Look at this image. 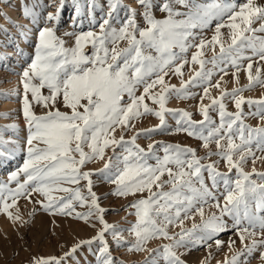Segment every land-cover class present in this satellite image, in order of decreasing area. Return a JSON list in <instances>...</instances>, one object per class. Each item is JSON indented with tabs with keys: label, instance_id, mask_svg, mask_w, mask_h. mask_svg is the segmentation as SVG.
Instances as JSON below:
<instances>
[{
	"label": "snow or ice",
	"instance_id": "snow-or-ice-1",
	"mask_svg": "<svg viewBox=\"0 0 264 264\" xmlns=\"http://www.w3.org/2000/svg\"><path fill=\"white\" fill-rule=\"evenodd\" d=\"M139 3L145 9L142 13L147 24L145 28L138 26L134 9L130 10L131 15L121 27H112L110 19L112 12L119 7V0H109V19H105L99 25V33L93 31L81 32L78 35L65 33L67 36L74 37L72 47H65V41L56 35L53 27L40 29L34 59L23 71L21 80L24 89L23 115L29 130L26 141L28 158L24 161L22 168L10 174V180L17 181L15 189L0 184V212L7 214L9 218L20 219L19 215L14 216L10 209L16 205L19 197L30 198L32 193H38L47 200V202L37 201L45 211L72 215L73 201L85 204L88 200L81 195L78 187L69 188L64 187L63 184L78 185L81 179L87 180L88 195L91 198L89 211L75 212V216L87 221L95 213L103 228L91 240L80 241L71 252H75L82 244L91 245L94 240H98L102 245L99 248L100 264H114L105 239V232L112 233L113 240L118 246L127 242L124 241L118 226L108 224L104 220L102 213L106 210L100 207L98 198L92 191L90 176L93 173L82 172L80 169L93 159H102L104 149L109 145L120 146L127 153L122 157L123 168L117 167L115 173H110L109 170L113 165L109 158V162L99 170L100 173L116 185L113 193L115 195L124 196L145 191L149 193L148 197L136 200L131 205L136 210L137 221L128 230L136 237L129 251H143L148 240L163 237L172 240V243L162 245V256L166 264H185L174 249L187 247L190 244L206 243L213 238L214 234L225 231L227 225L221 217L228 214L234 220L233 227L237 228L242 243L246 236H256V232L250 229L259 227L262 230L261 239H252L250 244L245 245L241 251L225 261V264H240L241 256L246 253L250 255L258 246L264 247V215H261L264 212V183H257L250 179L255 173L264 180V172L258 173L253 168L252 173H249L242 167L249 157L253 158V163L256 159H264V157H256L252 148L255 144L257 150L264 152V126L252 127L245 124L241 106L244 103L249 106L256 105L257 110L250 115H258L261 121H264V99H246L238 93L243 92L244 88H251L257 84L264 85V79H261L259 69L253 75L251 71L253 65L250 62L247 66L249 83L242 88L222 91L219 99H212L211 105L201 106L200 111L204 120L193 121L189 112L165 107L166 94L170 91L177 96H186L190 93L186 91L185 84H182L179 89L166 85L161 73L166 74L165 70L179 59V54L173 51L174 48L178 47L180 53H183L188 47H196L198 50L204 47L203 40L198 45L187 43L192 36L190 29L196 27L197 22L204 25L209 18L222 16L225 13H229L230 23L227 26L231 32V44L227 49L221 44V54L227 52L231 55L235 52L237 56L231 63L237 66V59L241 58L239 54L243 49L250 48L253 55L264 61V37L254 35L256 32H264V23H261L259 28L252 27L255 21H264V6L256 5L254 0H248L246 4L240 6L239 11H236L234 6L220 4L204 6L196 4L195 0L191 2L190 0H174L175 4H183L188 8L187 12H180L174 9L173 0H169L161 6V11L168 13L167 17L158 20L150 11L149 0H139ZM62 8L63 0L55 13L48 14L47 20L58 22ZM24 15L34 18L33 12L27 6L24 8ZM181 16L186 19L176 18ZM237 20L240 23H236ZM223 26L217 25V35L212 37L213 43H219L218 36ZM246 33H253V35H246ZM119 41H127V46L117 47ZM88 44L92 47L91 55L84 51ZM109 45L112 46L109 47ZM146 49L155 50L156 55H151L146 52ZM200 54L202 53L199 51L194 53L192 61L199 63L203 68L205 61L197 60ZM248 59L251 60V57ZM215 60L214 56L213 62ZM185 62L175 67L176 74H182ZM237 71H239L238 67ZM153 74L156 75V79L149 83L147 78ZM210 77L211 72L195 73V78ZM195 78H190V81L186 83H195ZM139 85L144 86L143 93L137 96L135 93ZM156 85L161 86V92H151ZM216 87H219V81ZM45 88L48 89L47 95L42 92ZM204 93L208 94V88H204ZM125 94L130 102L124 101ZM146 97L158 104L159 110L149 107L145 103ZM224 97H231L234 100L236 112L226 111ZM58 98H62L64 105L71 109L70 113L62 112L54 107ZM33 102L47 111L43 115H37L32 110ZM216 106H218L220 123L218 126L209 128L205 134L206 122L213 123L208 109L209 107L215 109ZM81 108L83 111L80 110ZM166 112L174 117L179 115L175 131H185L189 136L201 139L205 148L210 142H215L217 150L209 151L208 155H216L223 159L228 165L229 172L236 169L239 178L234 181V187L228 174L220 172L215 162L201 163L204 157H197L195 149L190 147L165 145L164 156L162 158L155 156L157 163L149 164L147 161L153 156L154 145L149 144L146 151L135 141L139 135H151L156 128L138 131L129 140H125L123 135L119 139L114 136L117 128L132 127L130 122L145 114H155L160 119V126H166ZM237 136L239 143L234 139ZM34 141L43 146L34 144ZM85 146L90 151L86 152ZM74 154H78V158ZM170 165H175V170ZM203 171L209 173L212 187H218V178L224 183L227 191L224 197L225 203L223 207L219 201L215 205L220 208V216L213 214L208 220L203 221L202 226L193 224L191 229L182 228L177 234L179 239L170 236L167 231L169 224L179 220L182 225L181 215L183 214L187 219L193 208L203 217V204L207 203L209 198L216 199L204 182ZM21 173L26 177L23 182L18 180ZM165 173L168 179L162 180ZM193 178L199 183V187L195 186ZM166 184L170 185L169 191L163 190ZM153 186L156 188L155 191ZM5 192H7L6 196ZM54 192L68 195L57 197L53 195ZM9 199L11 203H8ZM197 204L200 207H196ZM245 221L247 226H243ZM201 227L202 234L196 235L195 230ZM215 243L219 247L222 241L217 239ZM232 243L234 242L230 241V245ZM149 251L159 252V249ZM71 252L65 255H70ZM261 259L264 260V252H261ZM52 261L60 264V261L54 257L35 259L34 264H51ZM144 264H157V261L153 257L146 259Z\"/></svg>",
	"mask_w": 264,
	"mask_h": 264
},
{
	"label": "rangeland",
	"instance_id": "rangeland-1",
	"mask_svg": "<svg viewBox=\"0 0 264 264\" xmlns=\"http://www.w3.org/2000/svg\"><path fill=\"white\" fill-rule=\"evenodd\" d=\"M167 2L169 0H149L150 11L156 19L162 20L167 17L168 13L161 11V6ZM247 2L248 0H195L196 4L204 6L212 4L234 6L236 11H239L240 6ZM254 3L258 6H264V0H254ZM60 4L61 0H0V140H8L4 148L7 152L0 155V184H4L7 188L15 189L17 187V181L10 180V174L22 168L24 161L28 158V145L26 141L29 130L23 115L24 89L21 80L23 71L29 67L34 59L35 46L38 42L40 29L53 27L56 35L65 41V47H72L74 46V37L67 36L65 33L70 32L77 35L88 31L99 33V25L105 19H109V0H63V8L60 11L59 21L49 22L47 20L48 14L55 13ZM25 6L33 12L34 18L24 15ZM173 7L180 12L188 11V8L183 4H175L174 0ZM131 9L135 10L138 26L140 28L147 27L142 15L145 9L139 3V0H119V7L116 11L112 12L110 19L111 26L115 28L121 27L131 15ZM176 18L186 19L183 16ZM229 23V13H225L222 16H213L204 25L197 22V26L190 29L192 36L189 37L187 43L189 45H198L203 40L205 41L204 47L199 50L196 47H188L187 51L183 53H180L178 47L173 49L174 52L179 54V59L165 70L166 74L161 73V75L164 76L166 85L175 86V88L179 89L182 84H185L186 91L190 95L177 96L174 92L170 91L166 94L165 107L167 109L187 111L191 114L193 121H201L204 120V116L200 111L202 105H211L212 99H219L221 92L225 89L231 91L233 88H242L249 83L247 66L250 62L253 65L251 69L253 75L259 69L261 79H264V61H261L258 56L253 55L250 48L243 49L239 54L241 58L237 59V66H233L231 63L232 59L237 56L235 52L231 55L227 52L221 54V44H223L225 49L231 44V32L227 26ZM236 23H240V21L237 20ZM261 23H264V21L257 20L252 24V27L259 28ZM218 24L224 26L220 29V35L218 36L219 43H213L212 37L217 35L216 27ZM26 26H28L30 33L26 36L22 45L24 28ZM246 35H253V33H246ZM254 35L264 37V32H256ZM111 46L109 45V47ZM116 46L121 48L126 47L127 41H119ZM7 49H11L13 54L11 53L9 56L7 54L2 55ZM84 51L86 54L91 55V45H86ZM198 51L202 54L197 56V60L205 61L203 68H201L199 63L192 61L193 54ZM146 52L154 56L156 55L153 49H146ZM214 56L216 57L215 62H213ZM248 57H251V60ZM183 61L186 62L183 63L182 74H176L174 71L175 67ZM237 67L239 71H237ZM196 72H211V77L205 79L195 78ZM190 78H195V83H186L190 81ZM155 79V74L147 78L149 83ZM218 81L219 87H216ZM143 87V85L137 86L135 93L137 96L143 93ZM204 88H208L207 95L204 93ZM13 91L15 95L11 96L12 94L10 93ZM161 91L160 85H156L151 90L153 93ZM42 92L47 95L48 89H42ZM4 94L7 95L5 96ZM238 95L246 99H264V85L257 84L251 88H244V91L238 93ZM29 98L31 99L30 96ZM123 99L130 102L126 94ZM82 103H87V101H82ZM145 103L149 107L159 110L160 106L147 97ZM223 103L225 104L226 111H237L235 102L231 97H224ZM10 104L12 106L8 107ZM54 107L62 112H71V109L64 105L62 98H58ZM241 107L244 113L242 119L245 124L252 127L264 126V121H261L258 115H250V113L257 110L256 105L249 106L247 103H244ZM32 110L37 115H43L47 111V109L34 102ZM80 110L83 111L82 108ZM141 111H143L142 108ZM208 114L213 123L208 124L206 122L205 134L209 128L218 126L220 123L218 106L215 109L209 107ZM177 119H179V115L174 117L166 112V126H160L159 117L155 114H145L131 121L132 127L117 128L114 136L116 139H119L123 135L125 140H129L138 131L156 128V131L152 132L151 135H139L135 141L136 144L146 151L149 144L154 145L153 156L147 161L149 164L155 165L157 163L154 158L155 156L161 158L164 156L163 148L165 145L174 144L181 147H190L195 149L197 157H204L201 163L208 164L215 162L220 172L228 174V178L233 181L232 186L234 187V181L239 178L236 169H232L229 172L228 165L223 159L216 155H208L209 151L215 152L217 150L215 142H210L208 147L205 148L201 139L189 136L185 131H175ZM10 125H15L16 127H8ZM8 137L10 138L8 139ZM234 139L239 143L238 136L234 137ZM222 143L224 142L222 141ZM34 144L43 146L37 141H34ZM13 145H20L22 148L21 157L17 156L16 160L9 163L8 160H5V157L9 156L10 153H14ZM252 148L256 157H264V152L257 150L255 144H253ZM84 150L86 152L90 151L87 146H85ZM126 154L124 148L109 145L104 149L102 159H93L80 169L82 172L89 171L93 173L90 176L92 191L95 192L100 207L106 210L102 213L104 220L108 224L118 226V230H120L124 241L127 242L118 246L113 240L112 233L110 231L105 232L109 252L114 264H144L146 259L153 257L156 259L157 264H166L162 256V245L172 243L170 239L163 237L150 239L144 245L143 251L128 250L136 239L134 233L128 231L137 221L136 210L131 205L136 200L148 197L149 193L145 191L136 192L135 194L129 193L124 196L115 195L113 193L116 185L111 183L99 171L109 162V158H111L113 165L109 170L110 173H115L117 167L122 169V157ZM74 155L78 158V154ZM117 157L121 159L117 160ZM170 166L175 170V165ZM242 167L245 172L249 173H252L253 168L258 173L264 172V159H256L253 163V158L249 157ZM203 177L205 184L212 191L216 199L209 198L207 203L203 204V217L193 208L192 212L188 214L187 219L184 218L183 214L181 215V219L183 220L182 225L179 220L169 224L167 231L170 236H175L179 239L177 234L181 232L182 228L191 229L193 224L202 226L203 221L208 220L213 214L218 217L220 216V208L215 207V205L217 201H219L221 207L225 203L224 197L227 195V191L224 183L218 178V187L214 188L207 171H203ZM25 179L26 177L23 173L18 176L20 182H23ZM166 179H168V176L165 173L162 180ZM250 179L257 183H264V180H261L255 173L251 175ZM193 180L195 186L199 187V183L195 181V178ZM87 185L88 181L84 179H81L78 185L63 184L64 187H78L81 195L88 200V203L85 204L73 201L74 211L72 215L45 211L37 201L43 200L47 202V200L38 193H32L30 198L26 196L19 197L16 205L10 209L14 216L19 215L20 219L9 218L7 214L0 212V264H34L35 259L52 257L59 260L60 264H100L99 248L102 245L98 240H94L91 245L82 244L75 252H71L72 248L79 244L80 241L91 240L103 228L95 213L87 221L75 216V212L86 213L89 211L91 198L88 195ZM155 190L156 188L153 186V191ZM163 190L169 191L170 185H164ZM4 195L6 196L7 192ZM53 195L59 197L68 194L54 192ZM8 203H11V199L8 200ZM196 207H200V205L197 204ZM261 215H264V212ZM221 219L227 225V229L214 234L211 240H207L206 243L190 244L187 247L174 249L185 264H225L226 259H230L236 252L241 251L245 245L251 243L252 239L259 240L262 238V230L257 227L256 229H250V231L256 232V236H246L242 243L237 228L233 227L234 220L232 217L225 214ZM243 226H247L246 221L243 222ZM195 234H202V227L197 228ZM217 239L222 241L219 247L215 243ZM230 241L234 243L230 245ZM151 249H159V252H150L149 250ZM70 252V255H65ZM261 252H264V247L258 246L250 255L246 253L244 256H241L239 258L240 264H264V260L261 259ZM51 264H55V261H52Z\"/></svg>",
	"mask_w": 264,
	"mask_h": 264
},
{
	"label": "bare ground",
	"instance_id": "bare-ground-1",
	"mask_svg": "<svg viewBox=\"0 0 264 264\" xmlns=\"http://www.w3.org/2000/svg\"><path fill=\"white\" fill-rule=\"evenodd\" d=\"M30 33V30L28 29V26H26L25 28H24V33H23V38H22V45L24 44V41H25V39H26V36L28 35ZM13 54V52L11 51V49H7L2 55H4V54H7V56H9L10 54ZM3 58V57H2ZM4 59V58H3ZM2 59V60H3ZM10 94H12L11 96H13V95H15V93H14V91L12 92V93H10ZM12 106V104H10V105H8V107H11ZM16 125V124H15ZM10 137H8V139H9ZM8 141V140H7ZM7 141H4V140H0V155H3L5 152H7V150H5L4 148L6 147V143H7ZM13 147H14V153H10V155L7 157H5V160H8L9 161V163L11 162V161H14V160H16L17 159V156H20V153H21V151H22V148L20 147V145H13ZM21 157V156H20Z\"/></svg>",
	"mask_w": 264,
	"mask_h": 264
}]
</instances>
